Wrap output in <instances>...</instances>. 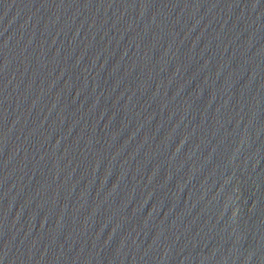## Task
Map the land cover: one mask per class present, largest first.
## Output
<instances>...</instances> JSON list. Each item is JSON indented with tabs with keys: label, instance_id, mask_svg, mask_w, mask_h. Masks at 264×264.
<instances>
[{
	"label": "water",
	"instance_id": "95a60500",
	"mask_svg": "<svg viewBox=\"0 0 264 264\" xmlns=\"http://www.w3.org/2000/svg\"><path fill=\"white\" fill-rule=\"evenodd\" d=\"M0 264H264V0H0Z\"/></svg>",
	"mask_w": 264,
	"mask_h": 264
}]
</instances>
